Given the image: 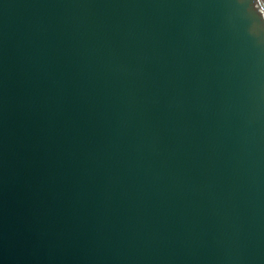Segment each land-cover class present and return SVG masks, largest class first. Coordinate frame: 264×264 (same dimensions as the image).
I'll use <instances>...</instances> for the list:
<instances>
[{
	"label": "water",
	"instance_id": "95a60500",
	"mask_svg": "<svg viewBox=\"0 0 264 264\" xmlns=\"http://www.w3.org/2000/svg\"><path fill=\"white\" fill-rule=\"evenodd\" d=\"M0 264H264V0H0Z\"/></svg>",
	"mask_w": 264,
	"mask_h": 264
}]
</instances>
